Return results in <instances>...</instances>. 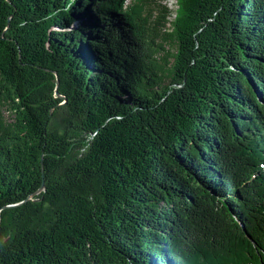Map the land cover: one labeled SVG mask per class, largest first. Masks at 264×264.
Returning <instances> with one entry per match:
<instances>
[{
  "label": "trees",
  "instance_id": "obj_1",
  "mask_svg": "<svg viewBox=\"0 0 264 264\" xmlns=\"http://www.w3.org/2000/svg\"><path fill=\"white\" fill-rule=\"evenodd\" d=\"M164 1L0 0V264H264V0Z\"/></svg>",
  "mask_w": 264,
  "mask_h": 264
},
{
  "label": "rangeland",
  "instance_id": "obj_2",
  "mask_svg": "<svg viewBox=\"0 0 264 264\" xmlns=\"http://www.w3.org/2000/svg\"><path fill=\"white\" fill-rule=\"evenodd\" d=\"M134 2V0H127L126 2V6L129 7L132 5V3ZM164 3L168 4L171 8H176V3L177 0H165Z\"/></svg>",
  "mask_w": 264,
  "mask_h": 264
},
{
  "label": "water",
  "instance_id": "obj_3",
  "mask_svg": "<svg viewBox=\"0 0 264 264\" xmlns=\"http://www.w3.org/2000/svg\"><path fill=\"white\" fill-rule=\"evenodd\" d=\"M58 84H59V80H58ZM42 164H43V160H42Z\"/></svg>",
  "mask_w": 264,
  "mask_h": 264
}]
</instances>
